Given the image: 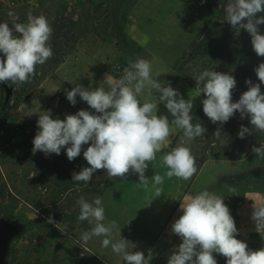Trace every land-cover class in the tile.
<instances>
[{"label": "rangeland", "instance_id": "obj_1", "mask_svg": "<svg viewBox=\"0 0 264 264\" xmlns=\"http://www.w3.org/2000/svg\"><path fill=\"white\" fill-rule=\"evenodd\" d=\"M208 4L214 7L208 8ZM225 6L226 0H0V23H8L12 27L8 16L10 11L19 17L18 23H27L29 15H43L52 28L53 36L54 24L72 30L70 23L78 21L75 32L87 29L90 33L75 45L66 60H78L80 49L85 48L93 54L102 46L103 54H100L99 62L108 65L110 71L113 65L133 62L132 55L139 52L131 29L146 35L154 34L159 22L169 14L174 20L177 19L179 27L167 26L157 38L154 49L158 59L156 65H175L192 47L199 52V42H214L221 25L225 28L228 24L224 21ZM261 15L264 13H258L257 17ZM258 27L260 33L264 34V25ZM13 35L19 34L13 31ZM240 38V34H235V39L241 41ZM250 52L256 60L247 59V65L264 63V57H257L252 46ZM233 57L235 60H230L224 53L198 57L190 66L192 69L189 73L195 79L204 70L230 72L237 82L232 91V101L237 102L240 95L247 91L245 80L253 78L255 83L259 81L254 71L250 75L230 69L229 65H234L239 59L236 54ZM83 65L84 62L61 65L60 73L58 69L53 75L33 81L34 87L27 93L20 86L12 88V83L6 82L13 92L4 112H1V104L5 91L0 84V124L4 125L0 131V217L22 226V231L10 242L6 264H100L80 245L78 235L87 221L78 220V201L84 198L91 202L97 197V178L102 170H97L92 180L82 188L69 179L70 175L79 172L69 171L63 149L58 156L32 151L39 116L43 111L54 113L60 108L54 96L64 85L62 80L74 87H98L87 85L89 81L84 76ZM261 92L264 93V85H261ZM80 110L93 111L80 104L69 115ZM231 119L236 124L234 133L229 132L224 124H213L208 118L199 117L196 123H200L207 130L206 133L184 145L190 148L195 165L199 158L205 157L204 164L196 174L197 190H208L224 197L228 208L264 197V158H257L252 152L253 147L264 145V132L252 128L251 135L239 139L237 133L241 126L251 127L249 120L247 117L242 119L239 113ZM217 129L221 132L219 139L213 135ZM179 145L180 140L177 142ZM163 155L160 151L156 158ZM117 179L109 177L104 189L114 190ZM110 200L116 208L115 202ZM102 203L105 223L115 221L121 231L134 229L133 225L139 224L138 220L135 222V219L121 213L116 215V210L109 215V202ZM115 215L117 219H112ZM49 216L59 224L58 227L47 223ZM65 225L68 234L61 233ZM145 225L141 223L140 228L148 236L151 231ZM214 257L217 264H226V258Z\"/></svg>", "mask_w": 264, "mask_h": 264}, {"label": "clouds", "instance_id": "obj_2", "mask_svg": "<svg viewBox=\"0 0 264 264\" xmlns=\"http://www.w3.org/2000/svg\"><path fill=\"white\" fill-rule=\"evenodd\" d=\"M226 21L236 33L245 30L251 37V46L257 57H264V0H226L224 7ZM12 27L0 23V82L22 84L35 74L37 65H43L53 55L49 44L52 28L45 16L27 17V23H18L19 17L9 12ZM13 31L18 36L13 35ZM259 83L245 80L247 91L237 102L232 101V91L237 82L234 76L213 70H204L195 78V95L202 94L204 115L213 123H227L236 113L247 117L251 127L241 126L237 133L239 139L251 135V129L264 132V63L254 69ZM104 85H107L105 87ZM149 89V100L141 103L138 97ZM77 96L86 102L91 110H80L67 115L63 120L52 118L50 110L43 111L37 120L38 131L32 141L33 153L60 155L63 149L69 162L81 155L89 167H84L72 176V181L87 185L97 170H104L109 177L123 178L130 171L138 175V187L151 190L155 197L161 196L164 177L156 174L145 176L148 163L156 159L163 146L170 143V136L182 132L180 145L161 157L165 175L189 180L196 172L195 158L190 148L184 146L204 136L206 129L193 124V100H185L170 82L152 78L151 62L138 59L119 79L106 75L95 89L77 85L67 91V101L75 106ZM158 105H163L168 115L157 116ZM169 116L172 118L169 119ZM219 139V129L213 134ZM257 158H264V145L253 147ZM79 221H87L94 226L80 236L81 246H86L93 238H102L101 246L111 247L122 264H151L153 253L147 257L141 251H129L128 241L121 237V230L115 221L105 223V208L102 199L91 202L81 198ZM251 220L257 233H264V203L252 206ZM182 215L171 225V233L181 243L168 257L167 264H217L214 257L220 254L226 264H264V248L252 251L248 245L236 238L239 234L234 218L224 203V197L208 190L195 195L187 194L180 204ZM47 223L56 227L49 216ZM119 237L113 242V233ZM62 234H68L65 225ZM134 246V245H133ZM135 247V246H134Z\"/></svg>", "mask_w": 264, "mask_h": 264}, {"label": "crops", "instance_id": "obj_3", "mask_svg": "<svg viewBox=\"0 0 264 264\" xmlns=\"http://www.w3.org/2000/svg\"><path fill=\"white\" fill-rule=\"evenodd\" d=\"M167 26L179 27V22L177 19L174 20V17L169 14L159 22V26L154 34L146 35L141 31H133L131 29L130 33L133 35L136 44L139 46V52L132 55L133 62L138 59L150 61L152 65L153 79L164 82L169 80L172 87L178 90L185 100H193V110L191 115L194 116L198 110L202 108L201 101L205 99V97L203 95L196 97L195 89L191 87L185 79L177 76L174 71V65H156L158 59L155 56V42ZM102 48L104 47L100 46L99 49L93 51V54L85 48L80 49L77 54L78 60L68 59L61 65L64 66L69 62H84V76L87 81H89L87 85L99 86L106 75L114 78L108 70V65H103V63L99 62L101 58L100 54H103L101 51ZM62 66L58 68L59 73ZM62 82L74 87L71 84L65 83L63 80ZM148 92L149 89L146 88L138 97L141 103L149 100ZM80 104L89 108L86 102L80 100ZM160 115H168L167 110L163 105H158L157 116ZM169 119L171 120L172 118L169 116ZM181 133V131H177L174 135H171L169 138L170 143L163 146L161 152L162 150L167 149ZM166 172L167 169L162 166L161 158H156L149 162L148 169L145 171V176L147 178H151L156 174L164 177L163 184L159 185L161 188V196L159 197H155L154 192L151 190V181L149 184V190H145L143 187H138L136 185L139 183L138 175L131 173V171L123 178L118 177L114 190L104 189V194L99 197L102 199V202H109V204H107L109 215L111 212L117 211L116 215L121 213V215L135 219V222H137V220L139 221V224L133 225L134 229L122 230L121 237L130 243L128 245L129 251H141L145 254V257H147L149 250H151L154 257L151 264H167L168 257L172 254L173 249L181 243L180 239L171 233L172 223L182 215L180 204L183 202L185 195H195L200 192L197 190L198 184L196 175L185 181L176 177L169 179L165 175ZM110 198L115 202L116 208L112 206ZM258 203H264V197H257L254 199V202H249L247 204L242 202L238 206L229 208L230 214L234 218L239 233L236 238L245 242L248 245V248L252 251H258L261 248H264V233H257L251 220L253 211L252 206ZM116 215L112 219H117ZM141 223L146 224L145 227L150 228V235H144L145 230L140 228ZM93 226V224L87 222V224L84 225V228L80 230L78 235L80 245L81 234L90 231ZM151 236L152 239L150 238ZM101 239L102 238H93L86 246H83V248L96 258L100 264H122L120 258L112 252L110 246L108 248L101 246ZM118 239L119 237L114 232L113 242H116Z\"/></svg>", "mask_w": 264, "mask_h": 264}, {"label": "trees", "instance_id": "obj_4", "mask_svg": "<svg viewBox=\"0 0 264 264\" xmlns=\"http://www.w3.org/2000/svg\"><path fill=\"white\" fill-rule=\"evenodd\" d=\"M208 8L214 7L213 4L206 5ZM72 30L66 28V27H58L56 24H54V35L50 37L49 44L51 46L53 55L50 59H48L43 65H37L35 68V74L30 78V80L26 83L22 84H11V87H19L22 88L24 93H27V91L32 90L34 87L33 81L38 80V78H45L49 75H53L54 72L58 70V68L63 64L68 57V55L75 49V45L84 38L88 33H90L89 30H84L82 32H75V29L77 28L78 21H72L71 23ZM74 27V29H73ZM236 31L231 27V25L227 24L225 28H223V25H221V30L219 34L217 35L216 40L214 42H208V41H201L197 44V46H200V51L197 52L195 48H191L189 52L184 54L175 65H174V71L176 72L178 77H182L185 79L191 87L195 89V79L192 77V73H189V70L192 69L190 67L191 65H194L193 63L195 60H197L198 57L201 56H208V55H216L220 56L222 53L226 54L230 60H235L234 57L232 58V55L239 56L238 62L234 63V65H229V68L232 70H235L238 73L253 75L254 69L258 65H247V59H253L256 60L252 53L250 52L251 48V37L250 35L244 31L243 29L240 30L239 34L241 36V41L238 39H235ZM202 48V50H201ZM249 72V73H248ZM225 74H230V72H227ZM39 76V77H38ZM253 81V78H249ZM254 82V81H253ZM73 87L64 84L59 87V90L57 91L54 98L58 99V103L60 105L59 110L52 113V118L57 119L61 118L64 119V116L69 115L73 113L75 109H78L80 106V99L77 96V103L75 106L71 105L67 99L66 94L67 91H70ZM203 95V94H202ZM206 98V97H205ZM5 99V97H4ZM11 99V98H10ZM10 99L7 103L3 101L1 104V112H4L6 110L7 105L10 102ZM206 117L202 111V108L198 110V112L193 116V124H196V120L199 117ZM207 118V117H206ZM235 122L230 119L227 123L224 124L229 130V132L234 133L235 130ZM3 123L0 124V131L3 130ZM182 136V133L176 137V139L173 141V143L170 144V146L162 150L163 154H166L167 152L171 151L173 148L177 146V142L180 140ZM86 148L88 145H83ZM259 147V146H258ZM83 150L81 152V155L75 158L73 161L69 162L68 160V166L69 171L74 170L77 172H80L82 168L89 167L87 165V162L83 158ZM67 157V156H66ZM205 157L202 156L199 158L196 168L197 172L201 169L202 165L205 162ZM102 170V169H101ZM197 172L194 174L196 175ZM193 175V176H194ZM70 180H72V175L69 177ZM109 176L107 173L102 170L101 173L99 172L98 178H97V197H100L104 194V186L108 182ZM80 187L85 188L86 185L83 184V182L77 183ZM214 256H221L220 254H215ZM225 258V257H224Z\"/></svg>", "mask_w": 264, "mask_h": 264}, {"label": "water", "instance_id": "obj_5", "mask_svg": "<svg viewBox=\"0 0 264 264\" xmlns=\"http://www.w3.org/2000/svg\"><path fill=\"white\" fill-rule=\"evenodd\" d=\"M5 91L4 102L7 103L12 97L13 90L7 83L0 82ZM22 231V226L16 222H11L5 217H0V264H6L7 251L10 242Z\"/></svg>", "mask_w": 264, "mask_h": 264}, {"label": "built area", "instance_id": "obj_6", "mask_svg": "<svg viewBox=\"0 0 264 264\" xmlns=\"http://www.w3.org/2000/svg\"><path fill=\"white\" fill-rule=\"evenodd\" d=\"M130 63H119L116 65H113L111 67V74L113 75L114 79H119L123 76L124 70L129 67Z\"/></svg>", "mask_w": 264, "mask_h": 264}]
</instances>
